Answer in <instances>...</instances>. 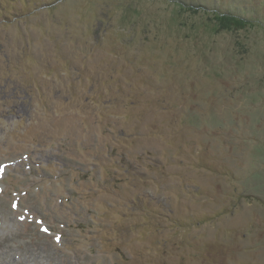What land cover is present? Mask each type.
<instances>
[{"label": "rangeland", "instance_id": "obj_1", "mask_svg": "<svg viewBox=\"0 0 264 264\" xmlns=\"http://www.w3.org/2000/svg\"><path fill=\"white\" fill-rule=\"evenodd\" d=\"M0 264H264V0H0Z\"/></svg>", "mask_w": 264, "mask_h": 264}, {"label": "snow or ice", "instance_id": "obj_2", "mask_svg": "<svg viewBox=\"0 0 264 264\" xmlns=\"http://www.w3.org/2000/svg\"><path fill=\"white\" fill-rule=\"evenodd\" d=\"M44 231H47V229H44ZM59 240V238H57Z\"/></svg>", "mask_w": 264, "mask_h": 264}]
</instances>
